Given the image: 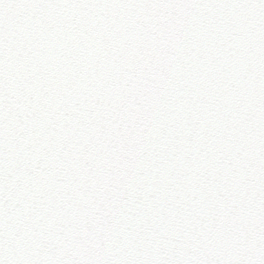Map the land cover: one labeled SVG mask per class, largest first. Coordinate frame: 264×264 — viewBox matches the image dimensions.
I'll use <instances>...</instances> for the list:
<instances>
[{
    "label": "snow or ice",
    "instance_id": "6c2138e0",
    "mask_svg": "<svg viewBox=\"0 0 264 264\" xmlns=\"http://www.w3.org/2000/svg\"><path fill=\"white\" fill-rule=\"evenodd\" d=\"M0 264H264V0H0Z\"/></svg>",
    "mask_w": 264,
    "mask_h": 264
}]
</instances>
